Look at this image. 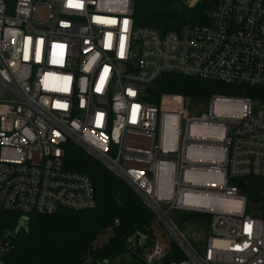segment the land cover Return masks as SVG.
<instances>
[{"label":"built area","instance_id":"2783aa9c","mask_svg":"<svg viewBox=\"0 0 264 264\" xmlns=\"http://www.w3.org/2000/svg\"><path fill=\"white\" fill-rule=\"evenodd\" d=\"M178 1L185 19L164 30L137 22V0H0V212L93 209L91 179L66 167L73 142L182 243L174 215L208 217L203 251L179 244L171 264H264V203L232 184L264 179V0ZM166 75L257 96L149 102Z\"/></svg>","mask_w":264,"mask_h":264},{"label":"trees","instance_id":"16d2710c","mask_svg":"<svg viewBox=\"0 0 264 264\" xmlns=\"http://www.w3.org/2000/svg\"><path fill=\"white\" fill-rule=\"evenodd\" d=\"M180 5L178 0H137L135 18L140 25L170 30L185 19ZM147 93V100L152 103H157L162 94L183 95L192 100L208 99L215 94L257 96L249 88L243 90L177 75L164 76ZM65 151L67 169L91 179L96 193V206L80 212L63 210L52 215L34 214L30 216L27 228L19 231L20 217L0 212V233L9 234L12 246L5 264H146L145 256L140 259L130 251L134 247L130 239L124 243L117 242L128 229L134 236L143 232L151 235L149 227L152 220L161 227L153 212L130 194V187L126 183L77 144L69 142ZM232 184L247 197L250 204L264 203V179L233 180ZM121 193L132 205L146 209L147 216H134L140 219L138 221L134 217H123L121 205L117 201ZM174 218L180 225L191 221L209 222L208 217L202 214H176ZM116 221H119L118 226L115 225ZM148 240L150 243L153 241ZM168 243L164 244L165 256L157 264L181 262L186 258L175 241ZM101 245L106 249L98 250ZM112 246H115L117 256L111 253L109 248ZM141 252L145 254L143 250ZM116 257L120 258V262L115 261Z\"/></svg>","mask_w":264,"mask_h":264},{"label":"rangeland","instance_id":"374dc122","mask_svg":"<svg viewBox=\"0 0 264 264\" xmlns=\"http://www.w3.org/2000/svg\"><path fill=\"white\" fill-rule=\"evenodd\" d=\"M128 191L130 192L131 195L137 197L140 203L144 204L147 208L149 207L137 195L136 192H134L130 188H128ZM117 201L121 205L120 212L123 213V217L133 218L134 216H138L139 214L143 215L144 217L147 216V215H145L146 209L143 208V210H142L141 208L139 209L137 206L132 205V203L129 200H127L125 196H122V193L118 194ZM137 218L138 217H136V218L134 217V219H136L137 221L140 220ZM156 219L158 220L161 227H158L155 224L154 220H152L150 222V227H149V230H151L150 231L151 235H148L147 233L143 232V233H138V234L136 233L134 236V234H130L131 231H130V229H128V231L125 232V234L122 236V238L121 239L119 238L117 243H119V242L124 243L130 239L132 241V245L134 246L130 249V251L134 255H136L137 257H140V259H141V257H144V255L142 254L143 252H141V250H139L140 246L138 245V241L140 238L152 239L153 241H151V242L153 244L158 243L159 246H161L162 248H163L164 244H166V243L169 244L168 243L169 241H175L176 244L179 246V243L175 240L174 236L170 233L169 230H167V227L165 225H163L157 217H156ZM176 225L178 227V230L181 232V234L184 235L185 242L182 240L184 242L183 245L190 247L194 252L200 254L203 251V248H204V245H205V242L207 239V235L209 234L208 223H206L204 221H191L189 223H185V224L180 225L176 220ZM103 248L106 249V247L101 245V247L98 248V250L103 249ZM109 249H110L112 254H116L115 253V251H116L115 246H112ZM116 256H117V254H116ZM120 257H121V259L125 260L124 256L120 255ZM119 259H120L119 257H116L115 261L120 262Z\"/></svg>","mask_w":264,"mask_h":264},{"label":"water","instance_id":"95a60500","mask_svg":"<svg viewBox=\"0 0 264 264\" xmlns=\"http://www.w3.org/2000/svg\"><path fill=\"white\" fill-rule=\"evenodd\" d=\"M29 220L28 219H20L19 221V225L17 228V231L21 230V229H26L28 226ZM167 229L171 232V229L167 227ZM10 236H7V238H9ZM175 240L181 245L183 246V243L181 241H179V239H177L176 236H174ZM138 244L140 246V248L144 251H150V246H149V240L147 238H140L138 241ZM184 247V246H183Z\"/></svg>","mask_w":264,"mask_h":264}]
</instances>
